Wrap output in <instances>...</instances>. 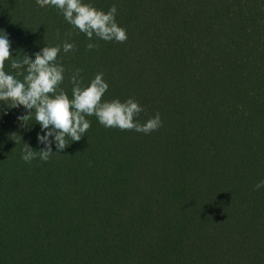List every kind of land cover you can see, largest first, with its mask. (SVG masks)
<instances>
[{
  "label": "trees",
  "instance_id": "1",
  "mask_svg": "<svg viewBox=\"0 0 264 264\" xmlns=\"http://www.w3.org/2000/svg\"><path fill=\"white\" fill-rule=\"evenodd\" d=\"M86 2L115 5L127 39L88 49L58 9L0 0L12 55L68 40L69 95L74 69L85 84L102 72L103 99L132 98L162 126L88 116L80 141L25 162L39 124L0 101V264H264V0Z\"/></svg>",
  "mask_w": 264,
  "mask_h": 264
},
{
  "label": "clouds",
  "instance_id": "2",
  "mask_svg": "<svg viewBox=\"0 0 264 264\" xmlns=\"http://www.w3.org/2000/svg\"><path fill=\"white\" fill-rule=\"evenodd\" d=\"M40 7H54L59 10L64 20L88 37L86 47H98L92 41L93 36L104 41L124 42L127 30L116 20L117 8L113 5L106 12L96 8L86 0H36ZM75 44L65 40L62 45L46 46L37 49L34 54L13 49L8 33L0 29V101L17 108L21 104L25 111L18 113V118L25 123L33 117L39 124L37 143L44 147L35 151L25 143L21 159L31 162L37 155L47 161L54 152L61 153L69 141H80L90 128L88 116L97 118L105 128L118 127L121 130H135L145 134L162 126L159 113L141 124L136 117L143 111L138 101L128 98L103 99L109 84L98 72L86 84L80 75L81 69L73 70L69 77L72 84L71 95L61 85L65 79V67L58 56L63 51L68 53ZM8 62L14 72L5 70ZM55 143V151L52 145ZM264 186L261 180L256 187Z\"/></svg>",
  "mask_w": 264,
  "mask_h": 264
}]
</instances>
